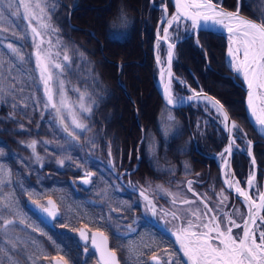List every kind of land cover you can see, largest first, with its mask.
<instances>
[{
	"label": "trees",
	"instance_id": "trees-1",
	"mask_svg": "<svg viewBox=\"0 0 264 264\" xmlns=\"http://www.w3.org/2000/svg\"><path fill=\"white\" fill-rule=\"evenodd\" d=\"M105 1L107 3L101 7L104 17L98 24L86 22L83 7L86 0H62L53 19L63 40L80 50L79 72L84 75L79 80L89 86L97 101L90 115V127L93 129L90 135L93 139L90 138L88 149L103 161L112 162L116 172L133 166L138 149L140 161L131 176L164 203L167 201L166 190L171 192L173 199H177L178 192L190 193L186 183L188 179L194 178L202 181V184L195 183L194 186L203 203L213 209L228 208L234 198L220 180V169L214 157L225 143L223 133L220 131L221 135L218 137L211 126L208 135L206 130L204 137L200 136L193 128L194 113L197 114L200 110L190 105L182 108L167 106L155 85L152 42L154 29L161 15V9L156 5L166 2L171 11L174 7L173 0H153V4L151 0ZM261 1L243 0L246 6L241 9L242 13L260 21L261 14H264ZM221 2L225 7L234 9L237 0ZM70 8L73 9L68 21ZM121 13L128 24L109 38V29ZM84 28H87V32ZM198 38L203 48L198 47L191 36L178 42L174 70L192 86L218 97L231 117L247 132V136L253 141L252 150L258 166L256 182L260 187L263 180L264 135L249 120L244 109V92L228 74L224 62L225 40L221 34L207 30L201 31ZM135 46L141 57V61L136 63L145 67L147 85L156 101L146 116L143 113L146 99L144 89L140 87L135 91L132 88L134 68L127 63V57L132 55L129 52ZM118 48H124L121 51L126 53L115 56L116 60H111L110 68L101 59L100 49L108 52ZM118 64H122L120 70ZM216 83L225 87L218 89ZM118 112L119 117L116 115ZM122 114L125 118L123 120H129L132 133L128 129H120L118 120ZM140 128L145 130V136L139 144ZM233 166L238 178L244 182L248 171L244 155L234 158ZM157 186L161 187L158 189ZM222 191L228 197L223 203L220 196ZM236 203L244 210L238 199ZM185 205L183 203L181 207ZM142 227L144 231L150 229L148 225ZM165 241L160 237L156 246L168 247ZM111 242L121 251V247L115 245L112 238Z\"/></svg>",
	"mask_w": 264,
	"mask_h": 264
},
{
	"label": "rangeland",
	"instance_id": "rangeland-1",
	"mask_svg": "<svg viewBox=\"0 0 264 264\" xmlns=\"http://www.w3.org/2000/svg\"><path fill=\"white\" fill-rule=\"evenodd\" d=\"M214 1L222 4L221 0H214ZM119 2H121V0H119ZM105 3H107L105 0H86V2H84L83 5L85 9L84 16L86 17L87 23L96 22L98 24L100 22V20L104 17V12L102 11L101 7ZM260 3H262V7L264 10V0H262ZM48 4L49 7L53 9L50 13V23L52 28L56 29L57 31L53 33L51 36H49L48 34H45L43 36L44 43L42 45V48L47 50L50 47L48 42L49 40H51L52 41L51 50L55 52L57 51L55 47V42L59 40L62 43L64 47L60 49L61 56L59 59L60 60L63 59L64 48L68 50V53L72 59L70 68L67 71H65L63 76L61 77L65 82L67 96L69 100L72 102V104L78 105L79 103L78 93L73 91V89H80L81 91L87 90L91 95V100L95 101V104L93 106L94 108L96 105V100L89 86L85 82L82 83V81L79 80L82 77V75H84L82 72H79L78 63L81 59L80 50L77 48V46H73L70 43H67L63 40V38L58 33L59 30L57 29L56 25L53 22L59 4L58 0H48ZM0 11H5V19L3 21H0V104L2 102H5L7 104H14L17 108H19V110L23 114L22 117L24 121L34 118L36 121L35 127H39V129H37L36 131L39 130L41 131L43 129L47 132L46 136L42 134H40V136L38 135L40 138H35L34 136L29 137L28 138L29 140L26 141L27 144L25 147L22 144H20V148H23L20 149L21 152H19L18 150L16 152L8 150L5 152V154H3L2 150L0 149V166H2L4 169V172H0V180L3 181V183H0V205L3 210V207H6L10 197L13 195L9 190H6L4 188V186L8 183L9 180L7 178L8 174L12 172V169H14L12 162L20 166L19 167L20 169L18 170H20V174L23 175L24 179L28 180L29 177L32 180L35 177H37L36 186H37V191H39V196L30 197L31 201L28 200L29 202L28 204H30L31 209H33L34 203L40 205L45 203L44 198L46 195H52L57 199L58 202L65 203L66 200L70 199V196L67 195V198L65 199V194H63V191L59 190V186H60L59 181L57 179H54V176L51 173L49 174L50 171L48 169V165L50 164H48V161H53L54 163L53 165L59 169L74 170L77 171L78 174L81 172V170H88V169L92 170L90 165L94 164L95 162L80 147L78 141L81 140V135L76 141L74 142L70 141L66 137V134L63 132L61 128L62 126L58 124L56 118V111L52 109L50 106L47 108L45 107L47 98L44 95L43 84L39 80V72L36 69L35 55H34L36 49L33 44L31 32L27 28L28 21L9 16L5 9H0ZM160 13L162 14V10L160 11ZM158 22L159 19L157 23ZM33 25L38 26L35 24V22H33ZM156 26L154 29L155 30L154 33L156 32ZM84 30L87 32V28H84ZM172 31L175 34H178L177 32H179V35L183 34L184 32V30L182 29L176 31L175 28H173ZM91 37L94 38L92 35ZM155 41H156V37L154 36L152 42V50H153L154 58L157 55V51H159L162 60L166 61V48L164 47V44H162L158 50L155 47ZM8 44H12L15 48L19 50L20 55H22L25 58L23 62H20L17 55L11 52V50L7 47ZM122 49L124 48L108 50L109 53L100 49L101 59L104 60V62H107L108 67L110 66L111 68L112 66L110 62L111 60L114 61L116 60L115 56L117 52H120L121 54L126 53V51H121ZM133 49H134V53H132V55L127 57V63L129 64V66L134 68V80H132L131 85L135 91L138 90L140 87L144 89V94L146 96V103L145 106H143V113L146 116V114L147 113L149 114V112H151V110L153 109L152 102L154 100V97L151 94L152 92L147 85L145 67H141L139 64L136 63L139 60L141 61L138 47L135 46V48L133 47ZM176 54L177 51L175 50L174 62L177 60ZM156 65L157 62L154 61L155 83H156V79H158V69ZM173 73L178 75L175 72L174 68H173ZM178 76L182 79L184 84L182 85L181 83H177V81H175L176 85L174 87V93H175L174 95L176 97H179L181 93H185L188 95L192 92V90H196V91L203 90L192 86L183 77H181L180 75ZM216 86L218 89H222L225 87L223 84L220 83H216ZM54 101L59 105L60 96L58 94L54 95ZM166 105L169 107H173L168 104ZM189 105L196 110L198 109L200 110L199 113L197 114L194 113L195 123L193 125L194 130L197 131V133L200 136L204 137L206 133L208 135V133L211 131L209 127L212 126V129H214L218 137H220L221 133H223V137L225 138L226 141V134H225V129L223 128L222 118L218 117V114L216 113V110L214 108H211L210 105L206 108L204 102H197V101H193ZM116 115L117 117H119L120 112H118V114ZM64 116L66 122L70 124L71 118L67 111L64 112ZM0 117L9 120L11 115H1ZM123 117L124 115L121 116L118 120L120 129L124 131L128 129V131L132 133L133 128L130 125L129 120L125 121L123 120L125 119ZM232 120L234 119L232 118ZM234 121L238 125L241 131L235 133L236 141L235 144L233 145V150H232L235 157L234 156L232 157V165L234 158L238 159L240 154L244 155L247 161L248 171L247 174L245 175V178L247 179L249 177V174L251 173L253 166L252 160L248 155V141H251L252 145H253V141L247 136V132L244 130V128L241 125H239L236 122V120ZM83 122L87 123L88 126H90V116H88V118ZM16 126H20L23 129L27 128L25 123H18L16 124ZM204 131H206V133ZM202 137L201 139H203ZM32 141H36L35 155L33 154L32 148L27 146L31 144ZM87 143L89 144V139L87 140ZM224 146L225 143L219 151H216L217 160L220 161L219 164H221L222 162L221 150L224 148ZM2 154L4 155V157L7 156V158L10 160L4 161L1 157ZM252 155H254L253 150H252ZM36 156H39L40 159L37 160ZM60 161H63V164H61ZM97 166L100 168L101 172H99L98 175L94 177L95 180L93 181V184L89 188V192L87 193L88 210L90 207L93 209L94 208L96 209V207H98L97 213L94 214L92 218L94 217L96 220H98L99 227L101 226L105 227L113 235L115 242L120 247L122 245L120 240L125 239L124 242L126 246L122 247L123 264H157V262L152 260L153 256L159 257V264H181L176 251L172 249L171 246H169L170 247L169 251L162 247L161 248L157 247L156 249L152 248L157 241V237L151 231L149 233H145L144 231L140 230L139 223L143 222V220H141V218L138 217L139 215L132 213L131 215H129L130 212L129 209L132 205L131 202L132 199L131 198L129 199L127 196L129 192L126 191V189L122 187V185L120 186L118 182L114 180L113 177L109 179L110 183L108 184V182L105 181V178H107V176L110 175L111 173L109 172L106 175L102 173V172H106L108 167L106 169L105 167H101L99 165ZM220 176H221V172H220ZM235 177L237 180L239 179L236 174ZM120 179H122L124 182L129 181L124 176L120 177ZM193 180L197 182V184L199 183L202 184V181L200 180H196L194 178ZM220 180L222 183L224 182L223 177H220ZM263 180H264V172H263ZM188 181L190 180H187V182ZM10 184H13L12 180L9 182V185ZM255 184L257 187L250 190V192H252V195L254 197H256L258 194L257 188L259 189V191L261 188L257 185V183ZM191 188L192 191H190V193L187 192L182 193L183 191H181L178 192V194L176 195L178 199H182L183 201L187 200L190 202L189 204L183 206L184 221H187L188 219H193L191 215V213L193 212L198 211L201 214L206 213L205 202L203 203L199 199L200 194L197 197L193 194L195 192V190L193 189H196L193 184H191ZM170 193L171 192H168L167 190L165 191L166 194L165 197L167 199L165 203L167 204V206L178 208V206L180 205L173 203L174 200L171 197ZM68 205L69 204H66L64 206V209L68 208ZM207 206L208 208L213 209L212 206L208 204ZM147 207L148 206L145 202V209H147ZM17 208L19 209V206H17L16 203V206L13 207L12 211L15 215H18L19 217L18 220H20V217L24 215L26 216V213L25 211L18 210ZM233 208L240 210V213L236 214L234 218L237 220L238 223L242 224L241 216L245 215V210H243L242 207L240 208L233 207ZM233 208H228L227 211L233 212L232 210ZM221 210L222 209H220L219 212H223ZM157 211H158L157 212L158 215L160 214L163 217L166 218L168 217L169 221L173 220L172 213L170 212V209L168 207H165L162 204L158 203ZM165 213H167V215H165ZM213 214L214 212H207V216H211ZM63 215H67L66 209L65 211H63ZM89 218H90V212L88 214V219ZM4 220H9V219H7L5 215L0 212V235L2 234L1 228L4 225ZM10 220L13 221V219ZM257 222L258 225H255L256 227L255 226L254 227L256 228V237L258 239L259 232L261 230H264V223H262L263 220H259ZM25 231H24V236L26 237ZM233 231L236 232L237 235H239V232L242 231V228L233 229ZM19 237H21V235ZM165 240L170 245V242L166 238ZM148 245H152V247ZM0 248H1V240H0ZM1 259H2V255L0 253V262Z\"/></svg>",
	"mask_w": 264,
	"mask_h": 264
},
{
	"label": "snow or ice",
	"instance_id": "snow-or-ice-1",
	"mask_svg": "<svg viewBox=\"0 0 264 264\" xmlns=\"http://www.w3.org/2000/svg\"><path fill=\"white\" fill-rule=\"evenodd\" d=\"M245 6L243 0H237L235 11H223L217 7L213 0H175V12L170 17L167 15V7L164 8L165 16L162 17L159 26L162 28V35L159 32L157 34V49L159 50L161 47V41L167 45V68L164 66L165 61L161 59L159 51H157L156 62L160 67L161 83L163 84L167 104L175 105L177 102H182L183 98L175 97L172 92L173 73L171 66L176 45L172 42L170 30L175 27V30L179 31L180 24L184 23L186 32L193 31L198 34L201 29L210 30L214 28L226 31L229 43V67L243 77L248 90V110L254 118L255 125L259 126L261 133L264 134V14H261L259 23L247 19L240 15L241 9ZM0 9H5L11 17L28 21L27 28L31 32L36 49L34 53L36 69L39 72V80L43 84L44 95L47 98L45 107L50 106L56 111L58 124L62 126L66 137L70 141H76L83 132L89 130L88 124L83 121L91 115L95 101L91 100V95L87 90L73 89L78 93L79 103L78 105L72 104L67 96L65 82L61 78L72 63L68 50L64 48L63 59L60 60V49L64 46L59 40L55 42L57 49L55 52L51 50V40L48 42L50 47L47 50L42 48L43 36L45 34L51 36L57 31L52 28L50 23V13L53 9L49 7L48 0H0ZM4 19L5 11H0V21ZM33 22L38 26H34ZM127 24L128 21L121 13L109 29V38H112L115 31L125 28ZM7 47L17 55L20 62L24 61L25 58L20 55L17 48L12 44H8ZM165 73H167V80H165ZM180 83L184 84L183 81H180ZM57 94L60 96L59 105L54 101V95ZM187 99L189 101H200L201 95L194 92ZM203 100L206 101V108L211 105V108L216 110L218 117L222 118L225 131L230 133L229 146L224 149V153L231 154L236 141L235 133L241 130L235 122H232L229 126L230 118L219 101H215L208 96H204ZM65 111L68 112L71 118L70 124L66 122ZM169 119H172V117H169ZM35 145L36 141H32L31 144L27 145L32 148L34 155ZM248 155L252 156L251 141H248ZM109 156H111V151ZM221 158H224L223 154H221ZM36 159L39 160L40 157L36 156ZM60 163L63 164V161H60ZM227 164L228 161L225 160L224 183L228 189L235 191L238 199L242 200L243 206L247 209V215L241 216L243 220L241 224L234 218L236 214L240 213L239 209H234L233 212L227 210L219 212L208 208L207 204H205V214L198 211L191 213L193 219H188L187 223L182 221L178 231L173 233L184 257L187 258V264H264V230L259 232V238L257 239L255 235L256 228L254 227L257 217L264 212V191H259L257 188V202V198L250 195L248 190L240 187V181H234L230 178L231 174L227 172ZM252 164L255 165V159L252 160ZM0 172H4L2 166H0ZM83 182L87 184L89 180L85 179ZM0 183H3V181L0 180ZM191 184L192 181H188L189 191H192ZM246 184L249 190L257 187L254 172L249 174ZM160 187L157 186L158 189ZM140 195L155 214V206L145 191H141ZM220 196L222 197L221 203L228 199L227 196L223 195V191ZM183 203L189 204L190 202L185 200ZM48 205V207H43V212L55 218L57 216L55 203L49 200ZM207 212H214V214L207 216ZM172 216L174 220L182 219L175 213ZM12 223L13 221L4 220L5 227ZM21 223H23V220H21ZM239 228H242V234L237 235L233 229ZM79 235L80 239L85 241L84 251L87 254L89 251L87 247L89 236L83 230L80 231ZM91 244L99 256L98 264H116L115 252L109 249L108 237L103 232H93L91 234ZM12 246L15 248V244ZM0 253L8 256L10 264H16L11 260L5 249L0 248ZM152 260L159 264V257L153 256ZM55 264H69V261L61 255L55 261Z\"/></svg>",
	"mask_w": 264,
	"mask_h": 264
},
{
	"label": "flooded vegetation",
	"instance_id": "flooded-vegetation-1",
	"mask_svg": "<svg viewBox=\"0 0 264 264\" xmlns=\"http://www.w3.org/2000/svg\"><path fill=\"white\" fill-rule=\"evenodd\" d=\"M14 106V104L5 102L0 104V115H11L9 120L4 118L5 125L0 126V149L3 154L8 150L21 152L20 149L23 148H20V144L25 147L29 137L40 138V134L47 135V132L43 129L36 131L39 127H35L36 121L34 118L24 121L23 114L19 108ZM18 123H25L27 128L23 129L20 126H16ZM85 138L87 136L83 139ZM3 154L1 157L4 161L10 160L7 156L4 157ZM18 169L20 168H15L8 174L7 178L9 180L4 186L13 195L10 197L7 207H3L2 210L0 205V212L7 219H13V223L7 227L3 225L1 228V248L7 251L11 260L16 262V264H34V262L35 264H54V258L61 255L69 261V264H89V251L87 254L85 253V245L80 244L77 235L78 228L83 225L80 222L83 221L86 224L88 218V188L76 181L82 173L61 179L59 190L63 191L65 199L67 195L70 196V199L66 200L65 203H61L54 197L60 210V216L50 225L44 223L35 210L36 206L40 204L34 203L33 209L28 204V200L31 201L30 197L39 196L36 186L37 177H32L34 178L32 180L28 177V180H26ZM11 180L13 184L9 185ZM66 181L69 184H65ZM47 196L49 195H46L44 199ZM16 203L19 206V209H17L26 213V216L20 217V220H18V215H15L12 211ZM66 204H69L68 208H65L67 215H63ZM46 205V202L41 204V206ZM21 220H23V223H21ZM24 231L26 237L24 236ZM20 235L21 237H19ZM13 244H15V248H13ZM1 255L0 264H10L8 256H5L4 253H1Z\"/></svg>",
	"mask_w": 264,
	"mask_h": 264
},
{
	"label": "bare ground",
	"instance_id": "bare-ground-1",
	"mask_svg": "<svg viewBox=\"0 0 264 264\" xmlns=\"http://www.w3.org/2000/svg\"><path fill=\"white\" fill-rule=\"evenodd\" d=\"M173 2H174V0H173ZM215 2V1H214ZM161 7H163V10H164V8L165 7H167V15L170 17V15L172 14V13H174L175 12V2H174V7H173V9L170 11L169 10V7H168V5H167V3L166 2H163L162 4H161ZM165 13V12H164ZM164 16V15H163ZM251 18V17H250ZM253 19V18H252ZM253 20H255V19H253ZM256 21V20H255ZM190 27V26H189ZM173 28H175V27H173ZM179 29H182V30H184V32H183V34H181V35H179V32H177L178 34H175L173 31H172V29L170 30L171 31V36H172V42H173V39L174 38H176V40L177 39H180V40H182V39H184V38H186V37H188V36H191V37H193V39H194V43L196 44V45H198V47H200V48H203V45L201 44V42L199 41V38H198V35H199V33L201 32V31H203V30H199V32H198V34L196 33V32H193V31H189V32H186L185 31V24L184 23H181L180 24V26H179ZM207 31H210V30H207ZM158 32H159V34L160 35H162V28H160L159 27V29H158ZM212 32H215V33H219V34H221L222 36H223V38H224V40H225V46H226V49H225V52H224V62H225V65H226V67H227V69H228V74H229V76L231 77V79L234 81V82H236L238 85H240V87L242 88V90H243V92H244V109H245V112H246V114H247V116H248V118H249V120L251 121V117H250V115L249 114H251L250 112H249V110H248V107H247V102H245V97H246V91H245V89H244V82H243V77L241 76V75H239V74H237V73H235L234 71H232L231 69H230V67H229V64H228V61L230 60V57H228V47H229V43H228V33L226 32V31H223V30H221V31H212ZM197 38H198V42H197ZM162 44H164L163 43V41H161V45ZM157 38H156V41H155V47L157 48ZM164 47L166 48V52H167V45L166 44H164ZM129 53H134V49L132 48L131 49V52H129ZM118 55H122L120 52H117V54H116V56H118ZM162 59V58H161ZM157 66V69H158V74H159V72H160V67L158 66V65H156ZM164 66H165V64H164ZM118 67H119V70L122 68V64H118ZM166 68V67H165ZM173 73V72H172ZM165 80H167V73H165ZM157 83H158V85H159V88H160V92L162 93L161 94V96H162V98H165L164 97V88H163V84L161 83V75H160V77L157 79ZM175 81H177V83H180V81H182V79L178 76V75H176L175 73H173V80H172V92H173V94H175L174 93V87H175V85H176V82ZM126 91V90H125ZM182 95V96H181ZM181 95L179 96V97H177V98H183V99H185V97H186V95L187 94H185V93H181ZM143 96H144V94H143ZM175 96V95H174ZM205 95H203V96H201V100L200 101H197V102H204V103H206V101H204L203 100V97H204ZM215 96V95H214ZM154 97V96H153ZM176 97V96H175ZM218 98V97H217ZM144 102L146 103V99L144 100ZM155 103H156V101H155V97H154V100H153V102H152V107L153 106H155ZM178 103H180V102H177V104ZM211 106V105H210ZM226 107V106H225ZM228 110V109H227ZM229 112V111H228ZM253 118V117H252ZM252 122V121H251ZM140 131H141V137H143L144 138V136H145V130L143 129V128H140ZM224 167H225V162L224 161H222L221 162V169H222V175H223V178H224V180H225V173H224ZM226 168H227V166H226ZM227 172L229 173V171H228V168H227ZM231 177V176H230ZM232 180H234V181H238L237 179H235V178H232ZM245 190H248L249 191V189H245ZM259 220H262V217L259 215L258 217H257V220H256V225H258V222L257 221H259ZM255 226V225H254ZM256 227V226H255ZM255 235H256V232H255ZM79 238H80V236H78Z\"/></svg>",
	"mask_w": 264,
	"mask_h": 264
},
{
	"label": "water",
	"instance_id": "water-1",
	"mask_svg": "<svg viewBox=\"0 0 264 264\" xmlns=\"http://www.w3.org/2000/svg\"><path fill=\"white\" fill-rule=\"evenodd\" d=\"M174 2H175V0H174ZM214 2V1H213ZM216 5H217V7H219L221 10H223V11H235V9H228V8H226V7H224L221 3H217V2H214ZM168 13V12H167ZM164 16H165V13L163 14ZM240 15L241 16H243V17H245V18H247V19H251V20H253L252 18H250V17H248L247 15H245V14H243L242 12H240ZM164 16H162V17H164ZM162 17H161V19L159 20V22H158V25H157V29H158V27H159V25L161 24V22H162ZM257 22V21H256ZM257 23H259V22H257ZM157 29H156V38H157V34H158V32H157ZM201 30H204V29H201ZM210 31H221V29H219V28H214V29H210ZM180 39H177V40H175V41H173L174 43H175V45L177 44V42L179 41ZM174 58H175V49H174V56H173V61H174ZM173 61H172V66H171V70H172V72H173ZM165 67L167 68V62L165 63ZM160 77V72H159V74H158V78ZM243 79V78H242ZM243 82H244V80H243ZM244 89H245V91H246V97H245V102H247V98H248V90H247V85L245 84V82H244ZM158 90H159V92H160V89H159V86H158ZM194 92L195 93H199L201 96H203V95H205V96H208V97H211L213 100H215V101H219L220 102V104L221 105H223V107H224V110L227 112V114H228V116H229V126H231V123L232 122H234V120H232V118H231V116H230V114H229V112H228V110H227V108L225 107V105L216 97V96H214V95H212V94H210V93H208V92H206V91H203V90H199V91H196V90H192V92L187 96V97H185V99H183V101L182 102H180V103H178V104H175V105H170V106H175V107H183V106H186V105H188L189 103H191V102H193V101H196V100H192V101H189L187 98L189 97V96H192L193 94H194ZM160 94H162L161 92H160ZM164 99V101H165V103L167 104V102H166V99L165 98H163ZM250 115V117H251V121H252V123L255 125V121H254V118H252V116H251V114H249ZM255 127L260 131V128H259V126H257V125H255ZM225 134H226V146H225V148L226 147H228L229 146V135H230V133L228 132V131H225ZM250 158H251V160H253L254 159V156L252 155V156H250ZM226 160L228 161V169H229V174H231L230 176V178L232 179V178H236L235 177V172H234V168H233V165H232V153L231 154H228V153H226ZM252 172H254L255 173V177H256V162H255V165H253V169H252ZM90 174H92V172H90ZM89 178L90 177H87V179L89 180ZM248 179V178H247ZM247 179H246V181H245V189L247 188V184H246V182H247ZM80 181H82V180H84V178H81V179H79ZM241 187V186H240ZM233 194H235L236 195V193H235V191L234 190H231V189H229ZM261 191H264V185H263V187H262V189H261ZM48 200H52L51 198L50 199H48ZM53 201V200H52ZM257 202H258V197H257ZM42 211H41V213H40V215H41V217L42 218H44L46 221H51L52 219H53V217H50V216H48L45 212H43V209H41ZM57 215H58V213H57ZM246 215H247V211H246ZM261 216H262V213L260 214ZM81 230H83V231H85L86 232V234H87V230L84 228V227H81L80 228V230L78 231V233H80V231ZM93 232H102V231H100V230H93L92 231V233ZM91 233V234H92ZM104 233V232H103ZM105 234V233H104ZM88 235V234H87ZM106 235V234H105ZM80 236V235H79ZM81 240V239H80ZM82 242H85V241H83V240H81ZM90 243H91V241H90ZM91 246H92V244H91ZM108 247H109V240H108ZM94 249V248H93ZM109 249H110V247H109ZM95 250V249H94ZM111 250V249H110ZM112 251V250H111ZM114 252V251H113ZM97 254V253H96ZM115 255H116V264H120V262L118 261V258H117V254L115 253ZM97 258H98V260H99V256H98V254H97ZM95 264H98V263H95Z\"/></svg>",
	"mask_w": 264,
	"mask_h": 264
}]
</instances>
